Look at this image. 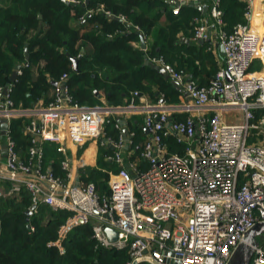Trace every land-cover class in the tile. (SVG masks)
I'll return each mask as SVG.
<instances>
[{
  "label": "built area",
  "instance_id": "built-area-1",
  "mask_svg": "<svg viewBox=\"0 0 264 264\" xmlns=\"http://www.w3.org/2000/svg\"><path fill=\"white\" fill-rule=\"evenodd\" d=\"M188 1L205 0H173V12ZM244 1L249 22L228 32L220 1L212 0L213 25L225 53L206 85L186 80L185 71L163 57L157 60L183 86L187 101L138 103L135 91L126 104L79 103L63 73L48 103L23 107L11 97L12 83H0V181L13 183L10 193L25 187L34 206L72 211L61 239L70 226L91 222L97 245L129 251L125 264H233L247 232L264 222V113L256 112L264 110V30L251 24L253 0ZM194 34L195 39L208 38L209 26L197 25ZM256 60L261 68L254 71ZM233 113L241 114L242 121L230 122ZM136 114L148 132L143 144L134 145L136 132L122 120ZM110 118L119 120L117 138L106 133ZM14 119L27 122L25 157L12 134ZM172 135L183 144L182 153L170 152L166 139ZM92 140L112 147L106 160L120 167L109 172V193L80 181V170L88 164L83 153L71 155L66 145L77 149ZM46 141L58 143L62 173L52 162L45 164ZM106 227L116 232V240ZM250 247L249 264H264V239Z\"/></svg>",
  "mask_w": 264,
  "mask_h": 264
},
{
  "label": "trees",
  "instance_id": "trees-1",
  "mask_svg": "<svg viewBox=\"0 0 264 264\" xmlns=\"http://www.w3.org/2000/svg\"><path fill=\"white\" fill-rule=\"evenodd\" d=\"M88 1L85 5L86 0H0V83H12L10 93L15 104L27 107L41 100L48 103L54 96L52 81H60L63 73L68 74L70 92L79 103L98 105L99 94L104 92L108 105L126 104L135 90H152V83L165 93L166 103H178L174 99L178 91L173 84L158 67L146 63L148 53L162 54L169 63L168 54L172 53L175 36L162 29L158 35L163 39L155 37L149 50L134 44L141 39L140 34L153 32L158 12H152L158 0ZM219 1L226 31L246 21L244 0ZM106 12L124 16L127 21L108 18ZM26 47L29 59L25 55ZM17 64L22 65L21 72L12 81L11 73ZM146 81L150 84L145 85ZM256 112L261 116L264 110ZM140 121L138 118L129 122L137 128L134 145L146 140ZM117 122L118 118H110L105 124L106 133L115 138L120 133L115 126ZM26 123L21 119L11 122L22 157L27 155L30 145V135L24 130ZM166 141L170 152H183V144L176 142L173 135ZM43 146L46 161L53 159L55 171L62 173L63 155L58 147L49 141ZM112 150L109 145H100L97 165L80 170V181L94 182L100 194L110 192L109 172L120 169L106 160ZM12 186L13 183L0 181L4 192ZM32 206L25 187L18 194H0V264H125L130 259L127 249L97 245L91 222L71 226L61 239L60 231L73 212L55 210L41 203L33 208L28 221L27 211Z\"/></svg>",
  "mask_w": 264,
  "mask_h": 264
},
{
  "label": "crops",
  "instance_id": "crops-1",
  "mask_svg": "<svg viewBox=\"0 0 264 264\" xmlns=\"http://www.w3.org/2000/svg\"><path fill=\"white\" fill-rule=\"evenodd\" d=\"M157 3L158 5L156 6L155 10H153L152 14H155V11L158 12V21L153 28V32L150 35H143L146 41L145 49L142 48L141 39L139 41H135L134 44L143 50H149L155 40V37L160 40L163 39V37L158 35V33H160V30L163 29V31H165V33L168 35H174L175 39L174 45L172 47V53L168 54V58L170 60L169 64L171 63L176 68L184 70L186 74V80L195 79L196 82L200 85H206V83H208L215 76L216 72L221 67L224 61V52H222V48L219 42V36L217 34L218 28L213 25V18L211 16V7L213 5L212 0H205L203 3H201V5L207 4V9H199L196 5H193L188 1L182 4L180 11L177 14L173 12V8L175 6L173 0H158ZM252 15V26L258 31L260 30V27H257L255 23H259L258 26L261 25V28L264 29V0H253ZM39 17H41V15ZM84 20L85 19H83V21ZM245 20L249 22L250 19H248L245 15ZM204 23L209 26V37L205 38L204 40L195 39V27L199 24ZM160 57H163V60L166 62L164 55L161 54L152 56V54L148 53L146 56V63L153 64L161 71V69H164V64L161 61H157ZM41 66L42 65H40V67ZM161 72L169 79V81L173 84V87L178 91V93L175 94L174 97L176 102L187 101L188 95L183 86L175 82V80L169 74H166L163 71ZM144 84L149 85L150 82L146 81ZM53 87L55 86L53 85ZM151 89L152 90H135L139 91V94L136 98L137 102L153 103L157 100L155 96H157L159 100H165V93L162 92L161 89H159L154 83H152ZM153 91H155V95L152 96ZM105 97L106 95L104 92L100 93L99 102L106 103ZM124 100L127 99L124 98ZM38 103L45 102L41 100ZM138 118L141 120L139 123L140 127L145 130L147 135V131L142 122L143 117L141 115L136 114L129 119L122 120V124L124 127L128 126L130 129L137 132V128L132 126V123L130 124L129 122L135 121ZM99 142L100 141L98 140L88 141L81 148L77 149L76 146L71 143H67L66 145H68V147L70 148L69 153L71 155H74L75 152H77L79 155L83 153L86 163L91 166H96L100 149ZM53 143L58 147V143ZM82 148H84V150L82 151V153H80V150ZM90 149L91 151L89 153L88 151ZM52 160L53 159L51 158L48 161H46L45 159V164L47 165V163L52 162ZM10 192L11 189L7 192H4V190L0 188V194H16Z\"/></svg>",
  "mask_w": 264,
  "mask_h": 264
},
{
  "label": "water",
  "instance_id": "water-1",
  "mask_svg": "<svg viewBox=\"0 0 264 264\" xmlns=\"http://www.w3.org/2000/svg\"><path fill=\"white\" fill-rule=\"evenodd\" d=\"M66 2H69V0H65ZM179 3V2H177ZM193 5H196L199 9H202V8H205L207 9V4H204V5H201L200 3L198 2H191ZM86 4H89V1L86 0L85 2V5ZM107 14V17L108 18H111V19H119V20H123V18H121L120 16H117V15H113L111 13H106ZM91 15L90 12L87 13V17H89ZM141 36V44H142V48L145 49L146 47V41H145V37L140 34ZM223 52V50H222ZM29 50H28V47H26V50H25V55L27 57V59H29ZM225 53V52H224ZM74 70L77 71L78 70V60H74ZM22 65L21 64H17L14 68V70L12 71L11 73V80L12 81H16L17 78H18V72L19 70L21 69ZM161 71H163L164 73L168 74L167 71H165L164 69H161ZM52 84L54 86H57V81H52ZM7 91V89L5 90ZM162 101H164L162 99ZM2 127L5 129L4 131V134H6V128H7V123L5 120H3L2 122ZM146 131L148 132V129H146ZM128 132V129H125V133ZM33 208H35V206H32V208L30 210L27 211V216H28V221L30 220V214L32 213V210ZM80 223H83L82 220L79 221ZM28 228L31 227L30 223H28L27 225ZM71 227V226H70ZM69 227V228H70ZM105 231L106 233L108 234L109 238L111 240H116L117 239V234L116 232L111 229L110 227H106L105 228ZM262 234H264V222H259L257 224H255L246 234V238H245V242L242 243L238 248H237V251L235 253V262H233V264H249L250 262V259H251V256H252V248L250 247V244L251 243H257V242H254L252 241V239L256 238V237H259L261 236Z\"/></svg>",
  "mask_w": 264,
  "mask_h": 264
},
{
  "label": "rangeland",
  "instance_id": "rangeland-1",
  "mask_svg": "<svg viewBox=\"0 0 264 264\" xmlns=\"http://www.w3.org/2000/svg\"><path fill=\"white\" fill-rule=\"evenodd\" d=\"M255 25L257 26V27H260L259 29L260 30H258V31H263L264 29H262L261 28V25L260 26H258L259 25V23L258 24H256L255 23ZM260 68H261V66H260V61H258V60H256V62L253 64V66H252V69L255 71V70H260ZM242 115L241 114H239V113H233V114H231V115H229V118H228V120L230 121V122H240V121H242V117H241ZM239 117V118H238ZM90 151H91V149L88 151L89 153H90ZM87 152V153H88ZM87 155V154H86ZM264 239V234H262L261 236H259V237H256V238H254V239H252V241H254V242H259L260 240H263Z\"/></svg>",
  "mask_w": 264,
  "mask_h": 264
}]
</instances>
